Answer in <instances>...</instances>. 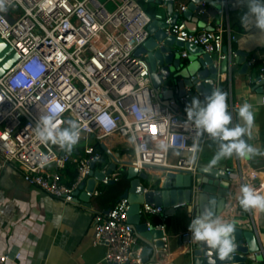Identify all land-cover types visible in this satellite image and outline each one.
Masks as SVG:
<instances>
[{
	"label": "built area",
	"instance_id": "1",
	"mask_svg": "<svg viewBox=\"0 0 264 264\" xmlns=\"http://www.w3.org/2000/svg\"><path fill=\"white\" fill-rule=\"evenodd\" d=\"M168 1L173 3L172 13L178 14L188 4L184 0H158L156 5L166 9ZM221 3L222 14H227V1ZM172 13L149 14L137 0H0V39L18 54L0 75V160L16 164L27 184L65 203L79 204L74 191L88 177L91 162L102 172L108 167L107 163L97 167L105 152L94 145L103 143L151 178H161L163 172L145 165L189 171L192 194L200 192L203 183L196 173L197 162H189L190 148L196 141L195 126L175 110V100L167 104L159 100L160 88L151 84L147 61L134 51L149 36L147 25L158 19L169 24L166 30L177 41L199 45L217 61L227 58L231 69L236 53L230 43L235 36L223 20L214 22L213 29L199 31L189 30L183 18L170 25ZM224 34L227 53L222 52ZM186 56L181 50L180 57ZM48 114L54 115L61 128L68 120L80 125L79 140L71 152L37 138L35 125ZM161 125L166 129L163 133ZM208 138L201 135L199 145ZM161 140L170 145L167 152L159 149ZM171 150L187 155H179L169 164ZM44 157L47 161L42 163ZM69 169L75 172L73 179ZM227 174L231 176L230 188L240 191L247 184L264 195V179L249 163L237 157ZM118 177L113 171L100 183L108 184ZM97 193L95 190L92 195ZM235 204L240 206L238 198ZM128 209V200L120 198L107 212L97 211L93 216L92 243L104 248L107 264H142V247L128 221ZM162 212L161 206L141 205L143 215L157 218L146 220L148 228L165 231L167 216ZM185 234L191 233L181 235ZM163 239L165 250L167 241ZM18 257V252L12 257L0 253V264Z\"/></svg>",
	"mask_w": 264,
	"mask_h": 264
},
{
	"label": "crops",
	"instance_id": "2",
	"mask_svg": "<svg viewBox=\"0 0 264 264\" xmlns=\"http://www.w3.org/2000/svg\"><path fill=\"white\" fill-rule=\"evenodd\" d=\"M137 1L145 11L142 1L148 3L147 8L153 11L150 3L155 2ZM184 1L189 2V0ZM218 1L220 3L218 14L207 15L205 22L200 25L196 24V26L191 24L190 28L195 27V31L213 29L214 22L223 20L225 24H228L231 35L235 36L230 43V49L234 52L243 51L248 54L245 58L248 63L246 72L241 73L240 63L232 66L230 74L219 71L215 81V90L220 89L221 83H226L222 91L228 93L227 103L229 107L232 106L231 111L228 107L232 115L230 127L243 124L238 115V109L244 103L251 105L254 121L249 130L250 135L246 134L244 139L260 151L259 154L251 157H238L233 154L222 158L215 166L228 169L235 164L238 157L242 163H249L264 179V104L262 103L264 85L254 81V78L264 69V30L257 28L254 24L248 27L241 24V17L247 11L244 0L227 2V14H222V3L221 0ZM208 7L211 6L206 3V8ZM159 11L166 12V9H159ZM223 41V46L227 48L226 34H224ZM181 50L186 51V48L183 47ZM251 61L253 63H249ZM256 62L259 67L255 65ZM158 98L163 104L171 100L164 96ZM185 109L186 105L181 104L179 109L175 110L185 116ZM218 143L211 137L200 143L198 166L208 165L218 149ZM117 151V148L113 150L114 153ZM179 155L187 154L186 152L169 151V164H173ZM106 163H109V159ZM118 182L114 185L103 184L98 190L99 183L96 188L98 193L92 195L87 202L80 200L79 204L65 203L24 182L16 164L0 160V253H5L10 257L19 253L17 259L11 258L7 264H107L103 260L104 248L92 243L93 216L97 211L105 212L119 199L123 183ZM226 189V195L220 196L215 193L214 197L207 192L201 204L195 198L190 205L177 207L172 215L164 218V236L167 238V247L152 264H187L185 257L182 256L183 252L174 256L179 247L184 245L180 242L181 234L189 231L190 220L200 215L206 207L211 205L212 201H215L216 213L226 217L236 215L243 220L241 225L235 226L251 231L258 246L257 253H259L258 257H253L249 264H264L262 253L264 212H257L253 209L244 210L241 206H236L235 201L240 194L239 189L230 188V184ZM221 198H224V204H221ZM189 208L192 209L191 213L188 212ZM177 209H181L182 213L177 214ZM56 217L60 219L57 221ZM146 219L152 221L157 218L147 215ZM139 244L143 246L140 240Z\"/></svg>",
	"mask_w": 264,
	"mask_h": 264
},
{
	"label": "water",
	"instance_id": "3",
	"mask_svg": "<svg viewBox=\"0 0 264 264\" xmlns=\"http://www.w3.org/2000/svg\"><path fill=\"white\" fill-rule=\"evenodd\" d=\"M157 3L158 0H148ZM231 2L233 0H226ZM206 3L209 6L206 8ZM173 3H166L167 14L172 13ZM201 10H204L202 12ZM220 12L218 0H189L187 7L181 13H172L170 25L179 18H183L187 28L191 24L205 22L207 15H216ZM166 24L162 20H152L146 27L149 36L134 51L136 56H143L148 64L149 76L153 87H159L158 97L164 96L176 101L175 109L181 104L186 108L191 106L192 100L199 99L204 102L212 91L215 90V81L218 72L230 74L228 59L217 61L215 56H210L201 46L177 41L173 35L168 34ZM186 48L187 56L180 57L181 48ZM223 47L222 52L227 53ZM233 58L235 64H241V73H245L248 63L246 52L236 51ZM18 58V54L0 39V75L8 69ZM255 82L264 85V69L254 78ZM185 116H187L185 109ZM101 149L110 157L105 172L95 169L91 162V171L88 177L74 191L76 201H88L94 193L100 180L107 174L117 171L119 177L111 179L108 185L118 181L123 183L120 198L129 202L128 221L133 225L139 240L143 243L141 251L142 264H152L161 256L164 249V231L146 226V216L141 213V205L146 203L152 206L163 207V215L170 216L174 213L176 205H190L196 198L201 204L207 192L212 196L226 195L231 176L226 168L213 166L210 172L204 171L206 166H197V176L202 178V189L195 195L192 194V174L189 171L145 165L144 168L161 171L162 177L157 175L151 178L145 171H138L130 160L118 158L103 143ZM63 151V150H62ZM118 182V183H119ZM87 193H90L88 195ZM108 209L105 211L107 212ZM198 216V215H197ZM234 233L237 247L230 259L221 261L215 250L210 249L203 242H193L191 234L181 235L180 242L185 244L183 255L187 264H249L253 257H258V246L251 231L235 226ZM167 241V238H166Z\"/></svg>",
	"mask_w": 264,
	"mask_h": 264
},
{
	"label": "clouds",
	"instance_id": "4",
	"mask_svg": "<svg viewBox=\"0 0 264 264\" xmlns=\"http://www.w3.org/2000/svg\"><path fill=\"white\" fill-rule=\"evenodd\" d=\"M247 11L241 17V24L248 27L254 24L257 28L264 30V0H244ZM228 93L220 89L212 91L204 102L193 99L191 106L186 108L188 118L195 126L196 141L191 145V156L189 162H197V153L200 150L199 137L207 134L218 141V149L213 155L204 171L210 172L222 158L235 154L238 157H251L259 154V149L247 143L244 139L246 134L250 135V128L254 121V114L251 105L244 103L238 109V115L243 124L229 126L232 122V115L228 110ZM66 126H58L54 115L48 114L40 118L35 125L37 138L44 143L51 142L59 145L62 150L71 152L77 144L80 136V125L76 120H68ZM155 132V126H153ZM160 131H166L163 125ZM160 150L167 152L170 145L163 140L158 142ZM47 158H42V163ZM239 205L244 210L253 209L257 212H264V195L257 193L250 185H242L238 196ZM215 201L206 207L198 216L193 217L188 224L193 242H203L210 249L215 250L218 258L223 261L230 259L231 254L236 250L235 224L227 221L215 212ZM189 208L188 212L191 213ZM60 217H56L58 221Z\"/></svg>",
	"mask_w": 264,
	"mask_h": 264
},
{
	"label": "trees",
	"instance_id": "5",
	"mask_svg": "<svg viewBox=\"0 0 264 264\" xmlns=\"http://www.w3.org/2000/svg\"><path fill=\"white\" fill-rule=\"evenodd\" d=\"M141 3H142V6L146 9V11H147L149 14H153V11H152V10L150 11V10L147 8V4H148V3H145V2H143V1H142ZM255 65L258 66V63L256 62ZM258 67H259V66H258ZM225 87H226V83H225V82H224V83H221V85H220V89H221V90H224ZM94 146H95L96 148L100 149L102 152H104V151L101 149L100 144L96 143ZM107 159H108V157H107V155L104 153V156H103L102 160H101L100 162H98L97 166H98L99 168L103 167V166L106 164ZM67 172H68V174H69L70 179H73V177H74V175H75V172H74L73 170H70V169L67 170ZM102 185H103V184L100 183V185L98 186V190L101 188Z\"/></svg>",
	"mask_w": 264,
	"mask_h": 264
},
{
	"label": "bare ground",
	"instance_id": "6",
	"mask_svg": "<svg viewBox=\"0 0 264 264\" xmlns=\"http://www.w3.org/2000/svg\"><path fill=\"white\" fill-rule=\"evenodd\" d=\"M221 199H222V203L221 204H224V200H223L224 198H221ZM216 214H218V213H216ZM218 215L221 216L223 219H225L227 221L234 222L235 225H241L242 222H243V220L240 219V217L236 216V215H232L230 217L222 216L220 214H218ZM184 249H185V244L182 245L181 247H179V252L177 254L183 252Z\"/></svg>",
	"mask_w": 264,
	"mask_h": 264
},
{
	"label": "rangeland",
	"instance_id": "7",
	"mask_svg": "<svg viewBox=\"0 0 264 264\" xmlns=\"http://www.w3.org/2000/svg\"><path fill=\"white\" fill-rule=\"evenodd\" d=\"M150 4H151V6H153V12H157V11H159V8L156 6L155 3H150ZM176 213H177V214H181V213H182V212H181V209H177V210H176ZM184 219L186 220V217H184ZM185 220H184V222H185ZM178 252H179V250H178ZM178 252H177V253H178ZM177 253H175L174 256L177 255Z\"/></svg>",
	"mask_w": 264,
	"mask_h": 264
}]
</instances>
